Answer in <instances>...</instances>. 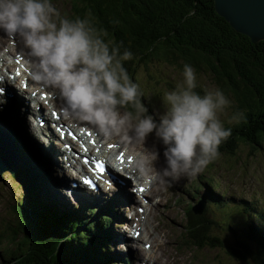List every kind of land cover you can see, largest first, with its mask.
Listing matches in <instances>:
<instances>
[{
    "label": "trees",
    "instance_id": "1",
    "mask_svg": "<svg viewBox=\"0 0 264 264\" xmlns=\"http://www.w3.org/2000/svg\"><path fill=\"white\" fill-rule=\"evenodd\" d=\"M68 1L71 13L66 18L88 20L95 29L94 35H99L110 48L132 53V59L122 61V65L136 85L139 70H147L155 62L182 70L184 64H189L196 72L209 75L213 85L230 98L233 114H242L239 122L226 125L231 135L219 145V152L235 154L240 142L261 146L264 141V39L253 42L247 35L235 31L215 11L213 0ZM194 91L204 93L199 87ZM138 92L141 96L139 88ZM141 104L148 109L144 99ZM20 148L17 150H23ZM18 156L22 161L19 175L26 178L28 188L23 202L16 208L21 219L18 231L27 234L25 251L19 256H14L12 251L14 264H109L102 253V239L97 240L98 233L103 234L102 227H107L105 219H96L100 224L90 223L91 214L76 210L56 214L42 199L45 190L49 199L48 189H42L50 181L49 176L42 179L37 170L34 172L35 166L29 158ZM35 175L41 179V187ZM186 211L192 221V229H187L186 234L201 248L200 242L204 243L206 238L198 225L208 229L210 223L204 216L192 214L189 208ZM80 225L83 231L76 230ZM12 233L15 238L16 232ZM229 236L243 245L245 240L252 242L253 249L247 245L253 252L250 264H264V229L244 222L235 224L231 231L227 229L225 238ZM207 240L211 244V237L207 236ZM228 249L234 257H241L233 247ZM10 256L3 255V259Z\"/></svg>",
    "mask_w": 264,
    "mask_h": 264
},
{
    "label": "clouds",
    "instance_id": "2",
    "mask_svg": "<svg viewBox=\"0 0 264 264\" xmlns=\"http://www.w3.org/2000/svg\"><path fill=\"white\" fill-rule=\"evenodd\" d=\"M59 16L50 0H0V32L22 41L31 80L56 91L65 118L87 122L105 138L129 139L131 131L143 142L154 132L165 163L156 177L169 184L195 177L217 158L219 145L231 135L220 115L232 102L220 89L198 94L195 70L184 64L182 80L162 98L166 111L156 123L145 115L138 86L122 65L132 53L110 48L88 20L60 18L57 24L53 18ZM130 103L138 110L134 125L132 115L120 111ZM241 115L229 122H239ZM151 156L154 161L156 154Z\"/></svg>",
    "mask_w": 264,
    "mask_h": 264
},
{
    "label": "rangeland",
    "instance_id": "3",
    "mask_svg": "<svg viewBox=\"0 0 264 264\" xmlns=\"http://www.w3.org/2000/svg\"><path fill=\"white\" fill-rule=\"evenodd\" d=\"M51 5L60 14L59 17L53 18L55 21L56 19H60L62 17L66 18V16L71 13V10L69 9L71 5L68 0H51ZM5 37L7 39L10 38L7 35ZM12 39H14V41ZM16 39L17 38H11L8 41V44L9 43L11 44L10 45L11 52H8L5 49L6 46L4 44L2 48H0L1 49L0 55H3L4 53V55L6 56L10 55L7 56V58L8 57L12 58L14 54H18L20 52L22 53V51L27 53V50L24 49L23 46H17L15 44ZM5 51H7V54H5ZM181 73H182L181 68L174 67L169 64H164L162 62L150 63L147 66V70L145 69L139 70L138 72L139 86L143 87V89L147 94V96L144 97L147 100L149 106L151 107L152 115H155L156 117H161L165 113L166 105H164L162 98L166 92L173 90L176 84L182 80ZM195 74H196L197 87L202 89L204 93L205 91L216 89V87L211 82L209 75L205 73H198L196 71ZM23 93L26 94L27 92H23ZM204 93H201L200 95H203ZM227 98L230 100L229 97ZM128 107L135 115L134 118L132 119V124L134 125L136 122L135 117L137 115L138 110L134 109L131 106ZM120 111L125 112L123 109H120ZM225 112L226 115H220V119L222 120L223 123H230L229 117L234 115L232 107L229 106L227 109H225ZM34 115L35 114L30 115V118L32 119ZM14 116L15 114L0 115V128L2 130H5L3 129L4 126L7 123H9L8 120H11V117ZM23 117L24 116L21 115V119H24ZM1 119L5 121L2 125H1L2 123ZM14 119L16 118H12V120ZM79 122L87 126H92L84 121H79ZM49 126L51 125H48V127ZM48 127H45V129L48 130ZM23 128H24L25 137L23 135H18V134L15 135H17L20 139L24 138L27 141L26 147L28 149L26 150L29 152L28 153L29 155L27 157L29 158L31 156L33 158L35 165V172L37 170L39 176H41L42 179H44L48 174L45 171L46 168L50 169V171L53 174L52 175L48 174V176H49V180L52 181L53 189L55 191L52 198H54L58 206H61V204L63 206H66L65 204L67 202L66 201L67 199L64 196L60 195L61 191L60 193L58 192L59 190L58 186H60V183L57 177L59 178L61 176V172H57V169L54 170L49 161H47L48 167L45 164L35 162V152L38 156L43 152H46L49 149L48 145H45L46 143H48V141L44 143L43 141L40 142L36 140V142L38 143L34 141L32 137L33 135H31V133L29 132L30 129L32 128L30 121H26V124ZM131 133H132L131 131L128 132V136L130 137L129 139H123L122 135H116V136L118 137V141H122L123 144L120 145L122 148L126 149L127 151L138 152L139 151L137 149L138 145L134 141L135 138L131 136ZM6 135L9 137L11 141L12 137L10 136V134H6ZM15 138L18 140L17 137ZM108 139L109 141H111L110 137H108ZM145 139L149 144L151 150H146L141 145L139 146L142 147V149L145 151V153H147L149 157H152L151 153L153 152L156 154V159H155L156 161L155 160L154 161L156 163V167L158 171H160L165 166L164 158L162 155L164 146L162 145L160 140L154 135V132L147 134L145 136ZM260 145L261 146H258L257 144L252 145V144L240 142L234 155H230L227 153L219 154L213 162H211L205 169L199 172L195 177L186 178V180L193 181L194 185H190V183L169 184L157 177L156 180H154V182L159 180L161 186L160 194L156 197L157 202L155 203V205H151V204L147 205L149 208V209L147 208L149 210L148 212L149 214H147L144 219L143 216H141V220H146L147 223L144 226H142V228L141 225H139L142 232L143 229L145 230L144 232L149 231L151 233V236L150 237L145 236L143 238L138 239L139 241L136 243L135 246L136 250L133 251V256H132L133 260L138 259V262L136 264H144L140 262L139 259L145 261H149V259H152L151 263L154 262L157 264H162V263L163 264H248V263L250 264L252 262L250 254L248 252H245L244 249L240 248L237 242L235 241V239L232 238L231 236L225 238V234L227 230L226 223H233V222L223 220L224 217L221 215V213L223 212L222 210L216 209L213 211V214L216 217H218V221H216L215 225L211 223L210 224L211 227H208V229H203L200 227L199 231L203 232L204 237L206 239L204 243L200 242L203 245V247L201 248L196 247L195 246L196 241L195 240L190 241L189 236H187L184 228V220H185L184 208L185 205L187 204V201H181L180 203V199L176 200L175 195L178 194L177 189H179L181 191L186 192L188 195L194 196L196 193L195 188L198 187L199 182H203L204 185L209 184L212 186V188H214L215 186V192L220 193V195L221 194L224 195L228 206L238 207L240 205H244V201L248 203L255 202L253 205H255L257 209L260 210L264 206L263 205L264 204V141H262ZM55 153L61 156V151L56 150V152L54 151L53 155ZM17 154L20 153L17 151ZM139 174L144 175L146 173L139 172ZM35 176L37 178L36 183L39 185V187H41V183H42L41 179L39 178L38 175ZM116 187L117 185L115 184L112 186V188H116ZM22 194L23 191L19 181L13 178L8 171L3 172L2 180L0 181V264L2 263V259H3V250L6 249L7 247H10L8 233L6 234L7 237H2V235L7 231V228L11 230L12 228L15 229V224L16 225L18 224L17 222L18 215L13 207V204L16 203L17 201H21ZM149 195L150 193H148L145 200L144 199L142 200L147 201ZM179 195H183V194L179 192ZM112 198L115 197L112 196ZM135 199H137V197L134 195V193L131 192L128 193V197H125L119 203V206L115 208L116 210L114 214L109 216L110 220L109 219L107 220L108 223L113 222V220L120 221L122 218L121 217L122 212L126 213L129 210L126 209L128 208L127 206H125L124 208H122V206L128 204H134V205L137 204L138 199L136 202ZM68 203L71 204V201L68 200ZM99 204L101 205L102 202H100ZM142 204H147V203L142 202ZM76 205L72 204V206L70 205V207H74ZM253 205H250V207H252ZM86 213H91V212H86ZM133 215L134 213L131 215V217ZM98 218L102 220L104 219L103 217H98ZM158 222L160 223L158 224ZM126 223H128V221H126ZM115 224L119 225L124 223L118 222ZM155 224L156 227H154ZM111 226H113L114 229H109L110 225L109 227L107 226V228L109 230H112L114 241L118 240L119 237L122 239L120 243H114V244L121 245L118 247V249L124 248V250H127L129 248L128 246H126L128 236L125 234H127V232L129 233V227L127 226L125 227V229H121L123 232L126 233L120 234V231L118 230L119 226L115 227L113 224H111ZM207 231L210 232L207 234ZM16 232L20 233L23 237V240L25 241L24 236H26L27 232L26 231H21V232L16 231ZM100 235L102 234L99 233L97 238H99ZM141 235L144 236V233L143 234L141 233ZM207 236L211 237V244L207 240ZM28 237H30V235H28ZM239 241L241 240L239 239ZM145 243L151 244L150 249H153V254L146 255L147 250L144 248ZM229 246L233 247L236 251H239L240 253L238 255H240L241 257L238 256L234 257V254L230 253L228 249ZM110 249L111 250L108 256L110 257V262L114 263L117 261L116 254L113 252L114 249L113 247H111ZM9 255L11 256L8 259H6V264H14L16 261L14 258H12V251L10 250V248H9ZM127 255L129 254L127 253ZM241 260L243 261V263L241 262Z\"/></svg>",
    "mask_w": 264,
    "mask_h": 264
},
{
    "label": "bare ground",
    "instance_id": "4",
    "mask_svg": "<svg viewBox=\"0 0 264 264\" xmlns=\"http://www.w3.org/2000/svg\"><path fill=\"white\" fill-rule=\"evenodd\" d=\"M5 36L6 35L3 32H0V48H2V46L5 44V46H6L5 49L8 52H11V49H10V45L11 44L10 43L8 44V41L11 38L7 39ZM15 38H17L15 44L17 46H23L22 41L20 39H18V37H15ZM12 40L14 41V39H12ZM7 51H5V54H7ZM3 55H4V53H3ZM3 55H0V60H1V58H2ZM29 62L30 61L25 62V65L28 66L29 65ZM21 63H22V61H18L16 64H15V62H11L10 68L11 69H13V68L14 69H17V68L21 69L22 65H18V64H21ZM27 72H28V67H27ZM27 76H29V72H28V75ZM0 77H8V75L6 73L0 72ZM18 80H20V82H23V85L26 84V79L25 78L21 79L19 77ZM13 81L16 82V79L14 78ZM4 84H8V83H4ZM38 87L39 86H37V83L34 82L32 85L29 86L28 93H30L34 89L36 91H38V93L40 91L47 92V90H48V88H46V87L44 88V90H40V89H38ZM0 89H1V91H3L4 87H0ZM10 89H12V88L10 87ZM4 94H6V93H4ZM3 95H2V97H3ZM27 95H28V97L30 96V94H27ZM8 97L10 98L11 104H10V102L8 103L9 106H7L8 104H2V109H3L4 114L5 115H14L15 114L14 117H11V120H12V118H16V119H14L16 121L17 120H22L21 119V115H23L24 116L23 118L26 121H30V123H31L32 128L30 129L29 132L31 133V135H33L32 137H33L34 141L35 142H36V140H38L40 142L43 141V143L46 142V141H48L47 138H46V135L49 133V131L46 130L45 127H48V123L49 122H53V121L50 118V116L44 111V109L42 107L37 106V105H32L29 108V105L28 104H27V108L25 109V105L23 103H21L19 100L16 99L17 96H15V95L13 96L11 93H9V96ZM22 100L26 101V99L24 97H22ZM54 104H56V103L53 100V102H52V108L56 109ZM59 108L60 107H58V109ZM47 109H49V108L47 107ZM32 114H35V115L31 119L30 118V115H32ZM152 118H153V120L156 123H159L160 117H156L155 115H152ZM11 120H8V121H11ZM64 120L71 122L72 123V126H73V130H72L71 137L68 139L69 141L68 140L66 141L67 142V145L69 147H66L65 148V151H61V156H59L57 153H55L52 156V158L50 159V160H57V161H59L58 162V166H57V163L52 162V161L50 162V164L52 165V167H53L54 170L57 167L61 172L64 173V175L66 177L69 172H68V169H65V168H69V165H67L65 163H61V162H64L67 158H72L71 156L81 155L80 153H76V151L73 152L72 149H75V148L73 147L72 144H75V145L78 146V148H80V146H82V144H85V142H86L85 136L90 132V130L92 128H90V126L84 125L83 123H81V122H79L78 120H75V119H69V118H65L64 117ZM4 122L5 121L2 120L1 125ZM17 122L19 123V121H17ZM59 122H62V119H60L58 121V123ZM51 127H53V124L51 125ZM3 129H5V130H2L1 129L0 131L1 132L5 131L6 134H10L11 137L13 135V136L17 137L18 140H21V139L17 135H15V134L23 135L24 136V128H22V127H16L11 122L7 123L4 126ZM34 130L36 131V133H38L41 136H38L37 134H35ZM93 130L96 131V129H93ZM32 133H34V134H32ZM63 134L65 135L66 133L64 132ZM131 136H132V133H131ZM92 139H94L96 141H99V143L102 142L105 145V148H103V153L100 156L103 157V158H105V159H108L111 162H113L115 164V167L114 168L117 169V171L122 170L124 168V164H123V162L121 160L118 159V157L111 155V149H115L117 151L115 153H117V154L119 153L120 156L126 158L127 160H129L134 165L135 172H136V177L133 179L134 182H135L133 184H136V185H134L133 187H136V188H137V186L138 187L139 186L142 187L141 190L139 189V190L135 191V193H134V195L137 197V199H139V201H141V202H139V204L138 203L135 204V205L139 206V209L141 211V212L136 211L135 212V215L137 216V213H138L141 216H143V219H144L146 217V215L149 214L148 213L149 212V210H148L149 208H148L147 204H142V199L145 200V198L147 197L148 193H150V195L148 196L147 202H149V204H151V205H155V203L157 202V198L156 197L160 194V189H161L159 180H157L156 182H154V180H156V178H157L156 177V171H158V169L156 167V163H155L156 160L155 161H152V157H149L147 155V153H145V151L142 149V147H143L146 150H151L150 147H149V144L146 141V139L144 138L143 142H141V143L139 141H137L136 139L134 140L137 143V145H138V148H137L139 150L138 152L127 151L126 149L122 148L120 145L123 144V143H122V141H118V137L117 136H111L110 137L111 141H109L108 138H105L102 135L98 136V139H96V137H93ZM11 140H12V138H11ZM70 140H71V143H70ZM16 141H17V139H16ZM36 143H38V142H36ZM10 144L13 146L16 155H18L17 154V151H18L24 158H28L25 154H23V153H29L26 149H25L26 151L25 150L24 151L23 150H17V149H15L14 145L12 144V142H10ZM18 144L20 145V143H18ZM45 145H49V149L48 150H50V142L48 141V143H46ZM139 145H141L142 147L139 146ZM61 147H63V146H61ZM78 148H77V150H78ZM98 148H99V146H97L96 148H94L93 152L96 149H98ZM47 151L44 152V153L46 154ZM52 151L54 152V150H52ZM39 157H41V154L39 155ZM129 172L130 173L132 172V168L129 169ZM139 172L146 173V174L140 175ZM105 175L106 174H103L104 179L106 178ZM117 176H118V174H117ZM119 176H121L122 179L121 178L120 179L119 178L118 179H114L111 182V187L114 184L117 185V187H116L117 190H116V188H113V189H115V191L118 192V195L121 196L122 194L125 193L124 190H126L129 186H132L133 184L130 183L131 179H125L124 175H122V174H119ZM151 178H153V182L151 181ZM186 178L187 177H182L181 179L175 181V183L173 182V183H170V184L190 183V185H194L193 181L186 180ZM57 179H58L60 185H64L65 180L62 179L61 176L59 178L57 177ZM206 186H207V184L204 185L203 182H199L198 187L195 188V191H196L195 194L201 193V191L204 190ZM214 188H215V186H214ZM177 190H178V194L175 195V199L176 200L180 199V203H181V201L190 200L191 195H188L186 192L181 191L179 189H177ZM34 191H36V190H34ZM179 192H181L183 195H179ZM78 196L79 195H76V198ZM112 196L115 197L113 194H112ZM126 197H128V193L126 194ZM131 198H132V196H131ZM133 199H134V196H133ZM70 201H71V203L73 205L79 204V203L76 202V199L73 200V201H72V199H70ZM135 202H136V199H135ZM82 203L83 204H86V205H93L91 202L87 201L86 198H83L82 199ZM94 205H96V204H94ZM241 206L250 207L249 204H244V205H241ZM140 207H144V209H142ZM98 220L101 221L102 219L98 218ZM19 223H18V227L20 225ZM146 223H147L146 220H141V224L138 223L137 225H141V228H142V226H144ZM159 223L160 222H158V224ZM18 227H17V231L19 229ZM154 227H156V224H155ZM109 229H114V227L113 226H110ZM121 229H122L121 227H118V230L120 231V234L126 233V232H123ZM144 231L145 230L143 229V232H142L141 229H140V227H138L136 229V236L135 237L137 239H140V238H143L145 236H148V237L151 236V233L149 231L148 232H144ZM108 232L109 233H112V234L107 237V245L106 246H110V247H113L115 249H118V247L121 246V245L114 244V243H120L122 239L119 237L118 240H115L114 241L112 230H108ZM141 233L142 234L144 233V236L141 235ZM125 235L128 236L127 239L130 237V235H129L128 232ZM9 241H10V247L13 250V254H16L14 256H19V254H21L23 252V250L25 251V248H26L25 242H24L23 237H22V235L20 233H17L16 232V236L14 238L13 233L12 232H9ZM146 244H147V246H149L151 248V244L150 243L149 244L146 243ZM150 248H149V250H147L146 255L153 254V249H150ZM121 249L124 250V248H121ZM137 254H138V252H137ZM17 260H19V258ZM151 264H157V263L152 262Z\"/></svg>",
    "mask_w": 264,
    "mask_h": 264
},
{
    "label": "water",
    "instance_id": "5",
    "mask_svg": "<svg viewBox=\"0 0 264 264\" xmlns=\"http://www.w3.org/2000/svg\"><path fill=\"white\" fill-rule=\"evenodd\" d=\"M215 11L237 32L253 42L264 39V0H213ZM9 137L0 132V175L17 173L19 161ZM1 180V176H0Z\"/></svg>",
    "mask_w": 264,
    "mask_h": 264
},
{
    "label": "snow or ice",
    "instance_id": "6",
    "mask_svg": "<svg viewBox=\"0 0 264 264\" xmlns=\"http://www.w3.org/2000/svg\"><path fill=\"white\" fill-rule=\"evenodd\" d=\"M102 167L101 165H99V162H97V168ZM85 183H88V181H85Z\"/></svg>",
    "mask_w": 264,
    "mask_h": 264
}]
</instances>
